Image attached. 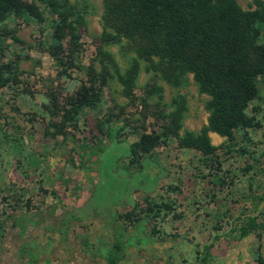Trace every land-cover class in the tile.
<instances>
[{
  "label": "rangeland",
  "instance_id": "rangeland-1",
  "mask_svg": "<svg viewBox=\"0 0 264 264\" xmlns=\"http://www.w3.org/2000/svg\"><path fill=\"white\" fill-rule=\"evenodd\" d=\"M25 1L36 4L41 22L8 18L0 25V66L15 65L10 70L15 85L0 89V225L8 224L10 211L24 218L23 209L35 206L31 194L42 188L40 180L48 186L61 180L51 176L55 162L71 164L72 157L80 153L87 154L85 160L93 164L77 210L81 219L107 221L119 209L142 204V195L154 191L158 184L162 193L154 201L176 209L182 204L171 194L183 195L186 186L188 197H180L184 207L174 212V220L185 219L184 230L170 237L187 243L181 240L173 255L196 253L211 243L209 255L215 256L213 260L209 256L207 264H255L258 255L264 259V233L252 232L243 238L238 234L246 216L260 218L258 211L253 213L256 206L264 211V200L258 201L264 197L263 104H249L246 114L252 115L260 128L248 130L245 137L235 132L233 142L226 143L224 138L207 133L212 146L233 144L229 151L222 146L215 156L202 157L197 151L180 149L171 135L160 134L175 125L178 137L184 132L196 134L207 118L204 105L208 97L198 93L190 74L168 83L162 76L166 67L156 57L136 56L122 41L102 44L103 0H52L68 15L64 61L68 60L69 42L78 48L74 67H60L47 54L52 15L40 2ZM235 2L241 10L254 9L252 0ZM72 36H77V41ZM87 74L100 89L99 103L93 109H83L75 125H65L58 111L88 80ZM179 106L180 117L173 120L169 115ZM106 116L114 122L113 131L100 144L95 123ZM114 131L119 133L118 141L113 138ZM132 132L159 136L160 145L142 157L141 169L128 166L129 144L136 140ZM90 144L96 145L81 149ZM186 158L188 163L182 160ZM149 169L157 170L156 176L149 175ZM64 174L71 176L69 171ZM197 212L201 218L193 216ZM189 215L193 218L188 219ZM172 226L181 228V221ZM194 228L201 233L196 245L190 233ZM214 236L218 238L212 242Z\"/></svg>",
  "mask_w": 264,
  "mask_h": 264
},
{
  "label": "trees",
  "instance_id": "trees-1",
  "mask_svg": "<svg viewBox=\"0 0 264 264\" xmlns=\"http://www.w3.org/2000/svg\"><path fill=\"white\" fill-rule=\"evenodd\" d=\"M37 1L45 5L52 15L51 43L47 54L60 67L73 66L78 49L75 42H69L66 48L67 61L63 56V34L69 27L66 11L52 0ZM252 3L254 9L244 11L236 5L235 0H103L102 44L122 41L136 56L148 60L156 57L166 67L167 71L162 76L168 83L190 74L198 93L208 97L204 105L206 125L198 133L184 132L178 137V125H175L160 134L165 137L171 135L178 148L211 157L222 146L232 148L233 144L212 146L207 133H214L224 138L226 143H231L235 132H241L245 137L248 130L260 128V123L252 115L246 114L249 104L254 101L263 104L264 113V5L262 0H252ZM8 18L30 19L37 23L42 21L35 3L0 0V25ZM72 37L77 41V36ZM14 66H0V89L15 85L11 72ZM87 76L88 80L65 100L58 111L65 125H75L83 109H93L99 103L100 89L96 87L94 78ZM181 111L182 107L179 106L176 113L169 115L170 118L177 120ZM113 123L107 116L95 123L100 144L103 138L111 136ZM117 131H114L113 138L118 141L120 136ZM132 133L136 140L129 144L128 166L141 169L142 157L160 145L157 144L159 136L153 132ZM262 200L264 197L258 198L259 202ZM143 203L144 208L140 212L129 211L121 215V219L131 225L137 221L139 213H144L146 219H154L160 211L164 214L173 211L164 203L151 205L147 198ZM256 212L259 219L257 216H246L239 224V237L252 232L264 233V211H259L256 206L253 213ZM172 218L176 219L174 214ZM153 230L151 228V232ZM215 231L219 232L220 229ZM217 238L214 236L212 242ZM211 247L209 243L202 246L201 252H196L197 264L208 262ZM123 257L124 245L117 239L104 248L102 259L104 264H117ZM255 264H264V259L258 255Z\"/></svg>",
  "mask_w": 264,
  "mask_h": 264
},
{
  "label": "crops",
  "instance_id": "crops-1",
  "mask_svg": "<svg viewBox=\"0 0 264 264\" xmlns=\"http://www.w3.org/2000/svg\"><path fill=\"white\" fill-rule=\"evenodd\" d=\"M211 135L214 136L209 134V137ZM95 145H84L81 149ZM85 156L87 154L74 155L71 164L58 160L55 162V171L51 176L56 181L58 178L61 180L50 186L40 180L42 188L34 189L31 194L35 206L29 211L23 209L24 218H18L17 211H10L8 224L2 225L0 229V264H104V248L117 239L124 245V257L117 264H196L195 252L188 255L172 253L174 246L180 245L181 240L187 243L185 239L170 237V234L184 230L185 219L174 220L172 214L184 207L185 202L180 197H188L189 189L186 186L182 189L183 195L171 194L182 206L166 214L160 211L154 219H146L144 213H139L137 221L131 225L121 219V215L129 211L140 212L144 208L142 201L137 206L133 203L115 211L107 221L90 220L88 217L83 220L77 210L81 208L86 180L93 165L85 160ZM187 159L182 160L188 163ZM65 171L71 172V176L65 175ZM147 172L156 176L158 171L149 169ZM161 186L158 184L154 191L142 197L147 198L151 205L159 203L154 199L162 193ZM193 216H199L198 212ZM193 216L189 215L188 219ZM176 221H181V228L172 226ZM190 233L195 238H192L193 245L201 242L200 232L194 228ZM209 256L213 260L215 254Z\"/></svg>",
  "mask_w": 264,
  "mask_h": 264
},
{
  "label": "water",
  "instance_id": "water-1",
  "mask_svg": "<svg viewBox=\"0 0 264 264\" xmlns=\"http://www.w3.org/2000/svg\"><path fill=\"white\" fill-rule=\"evenodd\" d=\"M213 236V235H212ZM199 251L201 252L202 251V247L199 249ZM197 264V263H196Z\"/></svg>",
  "mask_w": 264,
  "mask_h": 264
}]
</instances>
